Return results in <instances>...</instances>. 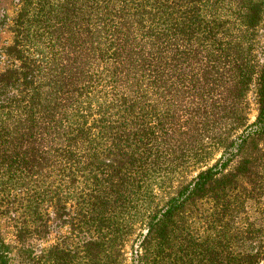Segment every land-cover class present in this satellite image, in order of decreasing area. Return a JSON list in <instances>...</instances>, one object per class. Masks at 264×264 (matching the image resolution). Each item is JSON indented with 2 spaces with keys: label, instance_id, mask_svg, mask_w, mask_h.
<instances>
[{
  "label": "trees",
  "instance_id": "1",
  "mask_svg": "<svg viewBox=\"0 0 264 264\" xmlns=\"http://www.w3.org/2000/svg\"><path fill=\"white\" fill-rule=\"evenodd\" d=\"M16 1L0 264H263L264 0Z\"/></svg>",
  "mask_w": 264,
  "mask_h": 264
},
{
  "label": "rangeland",
  "instance_id": "2",
  "mask_svg": "<svg viewBox=\"0 0 264 264\" xmlns=\"http://www.w3.org/2000/svg\"><path fill=\"white\" fill-rule=\"evenodd\" d=\"M17 10L18 4L16 0H0V70L9 64L8 59L2 53L5 50V47L13 40L11 26L13 24L12 19L15 17ZM258 48L261 58H264V22L260 31ZM255 115L256 110L254 109L252 112V120L255 119ZM249 212L253 219H257L259 224L263 223L264 209L262 206L251 201L249 204ZM130 247L131 244H129L127 248L129 256H131Z\"/></svg>",
  "mask_w": 264,
  "mask_h": 264
}]
</instances>
